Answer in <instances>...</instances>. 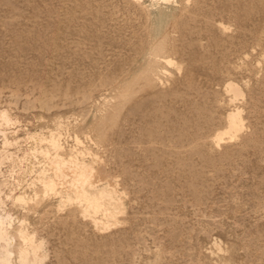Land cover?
Wrapping results in <instances>:
<instances>
[{"label":"rangeland","instance_id":"1","mask_svg":"<svg viewBox=\"0 0 264 264\" xmlns=\"http://www.w3.org/2000/svg\"><path fill=\"white\" fill-rule=\"evenodd\" d=\"M236 107L243 129L216 146ZM1 109L0 144L21 157L58 131L93 196L122 198L104 230L56 196L5 201L41 264H264V0H0ZM45 161H5L2 191Z\"/></svg>","mask_w":264,"mask_h":264},{"label":"bare ground","instance_id":"2","mask_svg":"<svg viewBox=\"0 0 264 264\" xmlns=\"http://www.w3.org/2000/svg\"><path fill=\"white\" fill-rule=\"evenodd\" d=\"M163 61L167 65H175V62L170 58H165ZM225 89L231 94L232 100L242 96L241 88L232 81L226 83ZM0 120L1 125L4 127L8 126L11 122L9 114L4 109L0 110ZM243 127V119L237 107L230 110L225 116V126L217 130L212 137L215 145L219 146L220 143L224 142L226 139H235ZM2 135L3 137L0 144V167L5 161H7V163L10 162L12 166H16L21 158H28L29 154L36 157L40 155L45 158L46 161L43 167L34 172L32 180L29 181L30 186L28 187V191H18L19 189L17 190L15 186L10 187L7 192H3V187L7 185L8 181L5 182L6 180L1 181L0 179V264H15L12 259L13 255H15L16 258V264H41L43 260L41 243H37L34 239V235L23 226L24 219H18V224L14 227V220H12L13 215L11 216L4 209L5 201L26 208L33 201H37L41 198H49L50 195L53 197L56 196L60 199V204L76 205L82 215L89 218L97 229L104 230L111 226L108 217L112 215V212L109 206H111V204L115 206L118 200L122 199L117 189L113 185V182L106 183L107 185L104 186L106 195L112 197V201L109 203L100 201L96 198V193L93 196L92 193L94 192H92V189L96 184L94 183L92 187V182L89 181L91 178H88L94 171L92 164L85 162L83 159H79L72 153L64 154L63 146L60 143V133L58 131L49 130L47 135L42 133L30 134V138L34 140L37 145L29 148L28 151H24L21 157L9 150V147L15 143L13 142L14 139H9L5 133H2ZM75 141L79 142L77 137H75ZM6 168L8 169V167ZM20 171L22 173L26 170L20 168ZM14 177L15 176H13V178ZM16 177L19 176L17 175ZM16 238L18 243L14 241ZM13 242L17 244L14 245Z\"/></svg>","mask_w":264,"mask_h":264}]
</instances>
